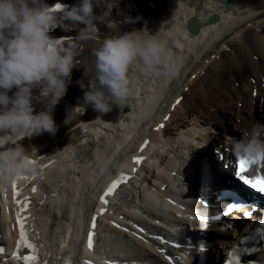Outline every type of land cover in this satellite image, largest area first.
Returning a JSON list of instances; mask_svg holds the SVG:
<instances>
[{
	"label": "bare ground",
	"instance_id": "bare-ground-1",
	"mask_svg": "<svg viewBox=\"0 0 264 264\" xmlns=\"http://www.w3.org/2000/svg\"><path fill=\"white\" fill-rule=\"evenodd\" d=\"M53 1L45 0L48 5ZM71 1L78 4L80 0ZM236 1L230 9L225 0H162L158 6L154 0L159 12L151 1L148 8L144 0H116L111 9L103 7L104 11L94 7L97 16L110 12L107 21L118 27L113 26V33L106 23L96 21V39L78 41L82 67L73 69L65 101L55 109L57 134L44 133L40 139L23 141L25 147L34 145L42 156L32 181L47 192L48 199L38 200L40 206L45 203L42 210L46 214L39 217L35 230L43 238L38 251L51 256L49 264L73 251L68 244L59 247L73 220L75 250L81 253L83 216L94 206L105 181L118 171H129L130 163L138 168L134 185L147 179L155 187L168 182L175 171L172 187L182 191L178 186L188 184L187 177L194 175L195 184H188L187 193L220 204L216 193L225 188L223 183L231 172L224 165L234 156V140L255 122L264 123V0ZM136 15L141 17L135 19ZM211 16L217 20L205 23ZM191 17L203 23L194 35L187 30ZM64 24L73 41L85 27L70 20ZM145 29L153 36L159 33L167 60L162 57L150 69L142 60L132 66L128 96L120 106L114 105L107 113L92 106L85 113H74L83 104L84 89L72 82L88 83L84 68H91L93 61L88 46H97L99 40L113 34ZM42 107L36 104L35 110ZM145 139L150 143L142 151ZM137 155L146 156L143 163L134 162ZM131 193L127 197L131 205L148 206L144 195ZM1 205L3 209L5 203ZM158 205V198L153 197L151 206ZM201 223L204 226L197 230H188L197 241L195 252L201 264H226L228 255L254 229V224H245L236 214Z\"/></svg>",
	"mask_w": 264,
	"mask_h": 264
},
{
	"label": "clouds",
	"instance_id": "clouds-1",
	"mask_svg": "<svg viewBox=\"0 0 264 264\" xmlns=\"http://www.w3.org/2000/svg\"><path fill=\"white\" fill-rule=\"evenodd\" d=\"M115 2L80 0L76 6L60 5L54 11L56 6L45 0H0V185L37 173L42 156L34 145L25 147L22 142L44 133L57 134L55 108L68 91L73 69L82 67L78 41L96 39V21L106 23L114 33L118 24L107 21L110 12L97 16L94 7L111 9ZM61 16L85 25L75 41L61 44L50 35L64 26ZM90 54L91 68L83 67L88 83L78 82L84 96L83 104L73 109L77 114L88 106L101 113L120 106L128 96L129 69L139 60L150 69L162 57L168 58L159 33L153 36L147 29L108 36ZM36 104L43 106L39 112ZM232 151L238 160L264 161V123L255 122L234 140Z\"/></svg>",
	"mask_w": 264,
	"mask_h": 264
},
{
	"label": "snow or ice",
	"instance_id": "snow-or-ice-1",
	"mask_svg": "<svg viewBox=\"0 0 264 264\" xmlns=\"http://www.w3.org/2000/svg\"><path fill=\"white\" fill-rule=\"evenodd\" d=\"M54 11H59L60 10V5H57L54 9ZM57 43H61V41H57ZM177 104L180 103L179 100L176 102ZM160 127H163L161 125ZM135 163H140V159H136L134 161ZM253 164H256V166L260 168H264V161H249L246 159H240L238 160V167L235 172L236 178L242 182L243 185L247 186L251 190L255 191L257 194L264 195V175L258 174L254 178H249L248 175L245 173H248ZM23 179H28V177H23ZM121 179H126L125 177H122ZM121 183V180H116L114 181L111 186L107 189V191L103 194L102 202L104 204H107L108 201L106 199L107 196L112 195L114 190L118 187V185ZM13 187L15 188V184H13ZM33 192L36 191L35 188L32 189ZM17 196H19V192L17 191L15 193ZM221 197L225 198H230V203L227 206V210L225 213L222 215H227L231 213L233 210L245 208V207H252V211L246 212L244 215L247 218H251L254 214L255 211H257V206L255 204H248L243 200V198L239 195V193L232 192L230 190L222 191L219 193ZM29 200L28 198H25L24 201H19L17 200L18 206L21 207L22 211L27 210ZM103 211V210H102ZM27 219V217H24L21 215V213L17 214V223L20 228V240L17 242V251L16 253L13 254L12 257V262L11 264H15V262L23 261V264H39V259H38V249L35 244H32L28 238H27V233L25 232V223L24 221ZM201 219H205L201 217ZM221 216H214L211 217V220H220ZM261 222H264V219H262ZM92 227H95V224H92ZM260 235H264V233H258ZM253 239L255 237H252ZM89 248H92V241L91 237H89ZM26 247L27 249L30 250L31 254L29 255H21V249ZM5 249L4 247H0V254L4 253ZM5 264H9V262H5ZM228 264H241V258L236 254L233 253L231 255V258L228 261Z\"/></svg>",
	"mask_w": 264,
	"mask_h": 264
},
{
	"label": "rangeland",
	"instance_id": "rangeland-1",
	"mask_svg": "<svg viewBox=\"0 0 264 264\" xmlns=\"http://www.w3.org/2000/svg\"><path fill=\"white\" fill-rule=\"evenodd\" d=\"M64 101H65V99H64V97L62 98ZM57 106H59V104L57 105ZM231 124V123H230ZM228 126V125H227ZM230 126V125H229Z\"/></svg>",
	"mask_w": 264,
	"mask_h": 264
},
{
	"label": "water",
	"instance_id": "water-1",
	"mask_svg": "<svg viewBox=\"0 0 264 264\" xmlns=\"http://www.w3.org/2000/svg\"><path fill=\"white\" fill-rule=\"evenodd\" d=\"M197 31V30H196Z\"/></svg>",
	"mask_w": 264,
	"mask_h": 264
}]
</instances>
